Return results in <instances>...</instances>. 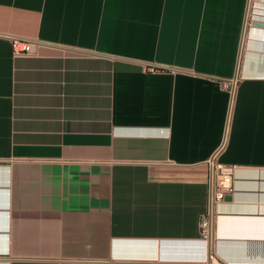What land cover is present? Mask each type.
<instances>
[{
    "label": "crops",
    "instance_id": "1",
    "mask_svg": "<svg viewBox=\"0 0 264 264\" xmlns=\"http://www.w3.org/2000/svg\"><path fill=\"white\" fill-rule=\"evenodd\" d=\"M256 22L264 0H0V264H264ZM212 159L234 190L205 240Z\"/></svg>",
    "mask_w": 264,
    "mask_h": 264
},
{
    "label": "built area",
    "instance_id": "2",
    "mask_svg": "<svg viewBox=\"0 0 264 264\" xmlns=\"http://www.w3.org/2000/svg\"><path fill=\"white\" fill-rule=\"evenodd\" d=\"M15 48V52H30L34 47L41 43L37 39H26L18 36H10ZM18 44H22L21 48H18ZM155 69L154 66L151 67ZM212 174L209 191V208L201 217V228L203 238L206 240L211 234V222L215 213L216 206L222 202L227 195L233 192L232 175L233 170L224 168L223 164L215 159L211 161ZM188 264H222L214 254H210L209 258L200 261H192Z\"/></svg>",
    "mask_w": 264,
    "mask_h": 264
},
{
    "label": "rangeland",
    "instance_id": "3",
    "mask_svg": "<svg viewBox=\"0 0 264 264\" xmlns=\"http://www.w3.org/2000/svg\"><path fill=\"white\" fill-rule=\"evenodd\" d=\"M40 41H42V40H40ZM42 43L46 44V43H48V42H47V41H42ZM18 48H21V44H18ZM13 49H15L14 46H13ZM152 66H154V65H152ZM147 67H148V66H147Z\"/></svg>",
    "mask_w": 264,
    "mask_h": 264
},
{
    "label": "water",
    "instance_id": "4",
    "mask_svg": "<svg viewBox=\"0 0 264 264\" xmlns=\"http://www.w3.org/2000/svg\"><path fill=\"white\" fill-rule=\"evenodd\" d=\"M256 24L261 25V26H264V23L263 22H256Z\"/></svg>",
    "mask_w": 264,
    "mask_h": 264
}]
</instances>
